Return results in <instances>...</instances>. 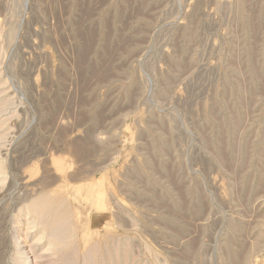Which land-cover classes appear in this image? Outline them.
Here are the masks:
<instances>
[{
    "label": "rangeland",
    "instance_id": "374dc122",
    "mask_svg": "<svg viewBox=\"0 0 264 264\" xmlns=\"http://www.w3.org/2000/svg\"><path fill=\"white\" fill-rule=\"evenodd\" d=\"M102 261L264 264V0H0V264Z\"/></svg>",
    "mask_w": 264,
    "mask_h": 264
},
{
    "label": "bare ground",
    "instance_id": "6f19581e",
    "mask_svg": "<svg viewBox=\"0 0 264 264\" xmlns=\"http://www.w3.org/2000/svg\"><path fill=\"white\" fill-rule=\"evenodd\" d=\"M95 185L93 184V185H90V186H88V190H93V188L92 187H94ZM94 198H93V200H94V204L96 205V206H98V207H101V206H103V199H102V196L100 195V194H97L96 193V195H94L93 196ZM70 208H71V206H70ZM97 211V210H96ZM112 240V239H111ZM128 243V242H127ZM117 254V253H116ZM127 254V251H126V253H125V255ZM110 259V258H109ZM134 260V259H133ZM103 262V261H102ZM133 263V262H132ZM103 264H104V262H103Z\"/></svg>",
    "mask_w": 264,
    "mask_h": 264
}]
</instances>
